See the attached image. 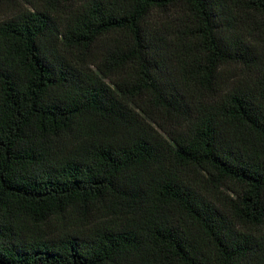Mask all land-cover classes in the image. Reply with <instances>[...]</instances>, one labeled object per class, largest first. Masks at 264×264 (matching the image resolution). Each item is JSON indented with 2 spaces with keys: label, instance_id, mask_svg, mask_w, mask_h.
<instances>
[{
  "label": "trees",
  "instance_id": "trees-1",
  "mask_svg": "<svg viewBox=\"0 0 264 264\" xmlns=\"http://www.w3.org/2000/svg\"><path fill=\"white\" fill-rule=\"evenodd\" d=\"M0 264H264V0H0Z\"/></svg>",
  "mask_w": 264,
  "mask_h": 264
},
{
  "label": "rangeland",
  "instance_id": "rangeland-1",
  "mask_svg": "<svg viewBox=\"0 0 264 264\" xmlns=\"http://www.w3.org/2000/svg\"><path fill=\"white\" fill-rule=\"evenodd\" d=\"M6 16H7L6 14L0 15V19L5 18Z\"/></svg>",
  "mask_w": 264,
  "mask_h": 264
}]
</instances>
